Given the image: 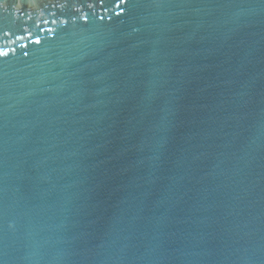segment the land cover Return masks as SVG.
<instances>
[{
    "label": "water",
    "instance_id": "water-1",
    "mask_svg": "<svg viewBox=\"0 0 264 264\" xmlns=\"http://www.w3.org/2000/svg\"><path fill=\"white\" fill-rule=\"evenodd\" d=\"M0 264H264V0H0Z\"/></svg>",
    "mask_w": 264,
    "mask_h": 264
}]
</instances>
